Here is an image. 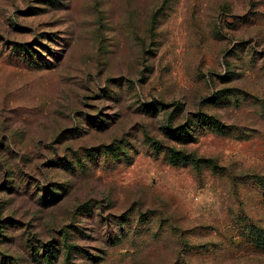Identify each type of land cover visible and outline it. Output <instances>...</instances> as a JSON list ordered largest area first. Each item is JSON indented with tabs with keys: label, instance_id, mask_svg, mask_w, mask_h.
Returning a JSON list of instances; mask_svg holds the SVG:
<instances>
[{
	"label": "rangeland",
	"instance_id": "374dc122",
	"mask_svg": "<svg viewBox=\"0 0 264 264\" xmlns=\"http://www.w3.org/2000/svg\"><path fill=\"white\" fill-rule=\"evenodd\" d=\"M254 178L264 0H0V264H264Z\"/></svg>",
	"mask_w": 264,
	"mask_h": 264
},
{
	"label": "trees",
	"instance_id": "16d2710c",
	"mask_svg": "<svg viewBox=\"0 0 264 264\" xmlns=\"http://www.w3.org/2000/svg\"><path fill=\"white\" fill-rule=\"evenodd\" d=\"M154 109H152L153 111ZM190 126L195 128H201L202 130L208 128H214L217 132H222L223 127L213 118L206 116L202 113L196 115L195 123H187V125H183L177 128H167L166 135L169 139L175 140L180 144H188L195 142V138L192 134L189 133V130L193 132L194 128L192 129ZM156 148V147H155ZM166 155L168 158V162L173 166H181V165H191L195 170H200L203 164L208 163L209 166L212 168L215 165H212L211 161L204 160V159H197L194 155L185 154L180 151H176L174 149H167ZM256 183L259 185L260 189L263 191L264 194V179L262 178H254ZM264 197V196H263ZM248 235L249 240L252 242L254 247L258 248L259 250L264 251V229L260 228H248ZM75 249L73 246H68L67 254H66V264H72L71 259V250Z\"/></svg>",
	"mask_w": 264,
	"mask_h": 264
}]
</instances>
